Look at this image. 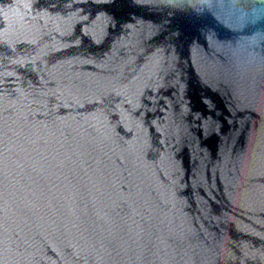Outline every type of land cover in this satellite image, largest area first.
<instances>
[{"label": "water", "instance_id": "1", "mask_svg": "<svg viewBox=\"0 0 264 264\" xmlns=\"http://www.w3.org/2000/svg\"><path fill=\"white\" fill-rule=\"evenodd\" d=\"M0 264H264V0H0Z\"/></svg>", "mask_w": 264, "mask_h": 264}]
</instances>
